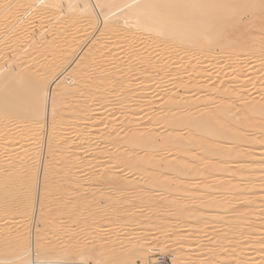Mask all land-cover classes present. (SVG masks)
<instances>
[{
  "label": "bare ground",
  "instance_id": "bare-ground-1",
  "mask_svg": "<svg viewBox=\"0 0 264 264\" xmlns=\"http://www.w3.org/2000/svg\"><path fill=\"white\" fill-rule=\"evenodd\" d=\"M34 16L44 26L27 32ZM0 34V251L12 243L13 264H88L82 246L48 242V207L67 210L69 225H86L87 236L110 222L86 217L123 216L135 201L134 226L151 225L172 204L164 227L182 215L177 231L197 237L213 233V218L229 226L224 208L233 199L257 194L239 224L264 211V0H0ZM21 131L27 139L10 143ZM151 198L159 202L153 214L137 216ZM8 208L21 214L13 232L1 225ZM34 213L43 223L27 227ZM263 227L251 242H261ZM131 243L123 252L133 264L166 253ZM5 258L0 264L12 263ZM183 259L173 254L174 264Z\"/></svg>",
  "mask_w": 264,
  "mask_h": 264
},
{
  "label": "rangeland",
  "instance_id": "rangeland-1",
  "mask_svg": "<svg viewBox=\"0 0 264 264\" xmlns=\"http://www.w3.org/2000/svg\"><path fill=\"white\" fill-rule=\"evenodd\" d=\"M35 11L34 12L31 11V13L34 15L35 14L37 15V12H35ZM14 12L18 13V12H21V10L20 11L15 10ZM31 13H30V15H31ZM28 18H29V16H28ZM26 20H27V18H26ZM32 20H35L34 24L31 23L32 26L29 24L28 25L29 29L27 28L26 31L27 32L28 31L30 32L31 30H32L31 32L39 31L42 28L43 24L40 25L41 23L39 22V20H37L36 17L33 18ZM37 24L41 28L40 27L36 28L38 26ZM29 26H31L32 28ZM33 26H35V27H33ZM35 29H38V30H35ZM26 31H25V33H26ZM91 34H92L91 38H93L96 36L97 31H94V34L93 33H91ZM2 35L5 36L4 33ZM2 35L0 34L1 39H2V37L4 38V36H2ZM87 44H88L87 42L85 44H83V47L80 49L79 54H82L84 52V49H86L85 46L87 47ZM82 50H83V52H82ZM0 51H1V49H0ZM8 52H10L9 55L14 53V52H11V50H8ZM75 60L76 59H74L71 63H73ZM250 64H253V63H250ZM72 65H71V67H72ZM254 75L258 76V75H260V73L258 72V73H255ZM248 78H250V76H248ZM153 106H155V105H153ZM143 115H144V113H143ZM145 117H146V115H145ZM116 118H117V115H116L115 119ZM118 121H119V123H118ZM121 121L123 123L125 122V120L119 119V117H118L116 124L118 123L119 125H121L122 124ZM120 122H121V124H120ZM25 133H26L25 131H21V132H18L16 134V136H15V134H13V136H12L13 138H11L12 142L10 141V143H14V141L17 143V142L22 141V139L23 140L27 139L26 138L27 135H25ZM45 133L46 134H41V136H43V135L47 136L48 132H45ZM1 134L3 135V133H1ZM18 134L21 137H23L22 135H25V136L23 138H21ZM28 137H30V136H28ZM13 139H14V141H13ZM15 139L16 140L18 139V141H16ZM96 147L97 146H95L94 149ZM12 148H14V147H12ZM98 148H97V150L95 149V153H93V155L97 154L96 153L97 151L99 152ZM94 149L92 148L90 150L94 151ZM23 150L24 149H20V151L19 150L18 151H19V153H21ZM91 151H89V154ZM43 153H44V150H43ZM91 154H92V152H91ZM91 154L87 158L95 157V156H92ZM109 158H111V157H109ZM108 160H110L109 161V164H110L112 159H108ZM97 168L98 167H96V169ZM124 174H125V172H124ZM65 190L66 189L61 190V191L65 192ZM58 192L57 193L55 192L56 194L53 193L54 195L52 194V198H53V196H54V198H57L59 195H61L62 192H60V190ZM220 194L222 195L223 193H220ZM250 194L251 193L245 195L248 197L246 199H243L244 202L242 200L241 201L234 200V199H233L234 201L231 200V202L229 203L230 205L228 204V206L224 208V210L226 211V215L229 216L228 219H230L229 223L231 225L228 223L229 224L228 227L226 225L223 227L224 229L220 228L218 226L216 220L213 218V222H212V224H210V227H209V232H213V233H211L209 236H206V237L194 236V234L193 235L190 234L192 232H190L188 230L182 231V232L177 231L176 224L178 223V221L179 222L183 221L185 218V216H182V215L179 216L180 218H178V220H176L177 221L176 223H175V221H173V223H171V228L164 227L165 222H167L169 219L170 212L173 210L174 206H172V204L171 205L166 204L165 206H163L162 209L165 208V210L164 211L162 210L159 212L158 216H156L157 217L156 222L152 223L151 225L150 224L147 225V223H140V224H136V226H134L135 224H134L133 218L130 219V217H129L131 212H132V210H131L132 207H130L131 208L130 212H128V210H126L123 213V216H122V214H120V215H117L118 217L116 216V218H113V219H111L108 216L109 218H106L105 221L99 220L98 218L86 217L85 220H90L89 223H92V224H98L99 225L103 222H105L106 224L108 222H110L109 225H106L107 230L102 231V232L99 231L95 234H91L92 236L91 235L87 236L84 234V229L86 228V225H85L84 229L83 228L77 229L78 226L69 225V221H68L69 217L68 216L70 213H68L67 210L60 211L61 215L60 214L58 215L57 212L55 210H53L54 207H53V209H52V207H48L47 209H45V211H47V213H50V215L48 214V216H50V218L47 219V221H45L46 219H44L43 222L44 223L46 222L44 228L53 229V230H49V231H51V234H49V236L51 235L50 236L51 238L48 239V242L54 240L53 242L59 246H72V245H75L77 247L82 246L80 249L85 248V251H87V255L85 257H86V261L88 264H133L132 258L130 256H129V258L126 257V253H125L126 251L123 252L124 249L126 250V248L129 247V243H131V242H133V244L140 243V242H144V243L148 242V245H151V246L162 245L161 247H166V253L165 254H163L162 252H160V253H149L147 256V264H153V262L155 260H157L158 264H174L173 254H175L178 251L180 252V254H182V257H184V259L182 261L184 264H241V263L242 264H249L251 261H252L251 262L252 264H257L258 261L261 260V262H263V260H264V256L261 253H258V252L255 253V249L264 248V244H262L264 242V233H262L260 236L258 235V240L261 241L260 243L256 244L254 242L256 244L255 245L253 242H251V240L252 241L254 240V237L252 238V236H254L256 234L257 230L259 229L258 228L259 225L264 226V222H263L264 221V211L261 210L263 216L261 214V211H260V213L258 212L259 213L258 215L261 214L259 216L261 218L260 220L262 221V219H263L262 222L258 219L262 224H260V222L256 219L258 217V215L257 216L251 215V216H256V217H253V221H251V223H249V224H244V223H243V225L239 224V222L242 223L241 218H239V217L240 216H248V214H250V212H252V210H253L252 208H250L248 206V204L246 205V203H247V201L249 202L251 199H253L252 196H254V195L257 196V194H251V195ZM216 195H217V193L215 194V196ZM120 196L122 198L123 197L127 198L126 196H128V194L127 193H124V194L121 193ZM215 196L212 198H214L213 202H215V204H217L219 202V201L217 202V200H220L221 196L219 195V197H218V195H217L218 198ZM231 197L235 198V193L232 194ZM66 201H68V200L66 199ZM63 203L65 204V201ZM158 203L159 202H154L153 198H151V201L148 205L147 211H145L141 215H137V216H143L145 218L147 214L150 215L152 212H154L153 208H155L158 205ZM212 203H211V205H212ZM263 203H264L263 201L260 202V204H262V206H263ZM136 204H137V202L135 201V203L133 204L134 208H136ZM257 204H259V203H257ZM75 206L73 207V208H75L73 211L78 209L77 205H75ZM149 206H150V208H149ZM204 207L201 210H199L200 215L203 214V217L205 216V214L208 210V207H206V206H204ZM134 208H133V210L135 211ZM262 209H264V206ZM76 211H75V213H77ZM200 211H202V212H200ZM12 212H14L13 208H8L7 210H5V212H4L5 217H3L4 219L1 222L2 226H10L11 232H13V230H15L16 228L19 229L18 228L19 225H20V227L22 225L21 221H20L21 219H19V216H21V214L19 215L20 212L17 210L16 214H14L16 219L12 217V215H11ZM147 212H149V213H147ZM168 212H169V214H168ZM73 213L74 212H72L71 214H73ZM199 213L197 214L199 219H198V221L196 220V222H198V223H200V220L203 218L199 215ZM233 214H234V216H232ZM33 215H32L31 220L28 221L27 227L29 226L31 228V227H33V225L36 226V223L39 224L41 222L40 219L38 221V215L36 213H34ZM124 216H126V217L124 218ZM87 218H89V219H87ZM196 219H197V217H196ZM120 220H121V222H119ZM19 221H20V223L17 224ZM162 221H163V223H162ZM43 222H41V224ZM47 222H48V224H47ZM118 222L120 223V225L118 224ZM110 224H111V226H110ZM144 225H146V226H144ZM235 225L238 228L236 229L235 233L231 234L230 228H232ZM111 227H112V229H111ZM218 228L223 229V230H219ZM227 228H228V230H227ZM27 230H29V229H27ZM263 230H264V227H263ZM168 231H169V233H168ZM165 232H167V233L165 234ZM254 232H255V234H254ZM261 232H264V231H261ZM163 234L167 235V237L164 238ZM128 235H130V237L131 238L133 237V238L131 240L129 239L130 237H128L126 239V236H128ZM162 235H163V237H162ZM214 235H216V236H214ZM118 237L122 238V240H121L122 243L118 242V241L117 242L113 241V242H115V243L111 242V243H113V245L108 244V243H110L111 240L117 239ZM229 237H231V238H229ZM35 238L38 239L37 237H35ZM36 239H34V238L30 239L29 238V243L30 242L33 243L34 241H36ZM99 240H101L102 242L104 241L103 242L104 244L103 243L100 244L101 242ZM129 241H131V242H129ZM83 242H85V243H83ZM127 242H129V243H127ZM133 244L131 243V245H133ZM2 247H3V250H2L3 252L0 251V253H1L0 256H4V258L5 257L7 258L9 256L7 259L5 258L6 261H9L10 263L12 262L11 264H13V262H15V260L16 261L18 260V258H19L18 250L16 249V247L12 243H8L7 245H4ZM249 247H252V248H249ZM98 249H99V251H98ZM120 250H122V251H120ZM246 250H247V252L249 251L250 254L249 253H247V254L249 255L250 258L247 257L248 255L245 257L246 253H244V252H246ZM250 250H251V252H250ZM97 251H98V253H97ZM117 251L119 253H121V252L125 253V256H123L122 254H119ZM252 251H254V252H252ZM107 253H109L108 254L109 257L112 256L113 258H108L110 260L107 259L108 261L105 260L103 262L101 259ZM114 253H116V254H114ZM252 253H254V254H252ZM118 254L122 255V257L119 256ZM255 254H256V256H255ZM259 254H261V255H259ZM114 255L119 256V257L117 256V258H118L117 260L114 259L115 258ZM239 256H242V257H239ZM120 257H121V260H120ZM124 257H125V259H122ZM214 257H215V259H214ZM251 257H252V259H251ZM222 260H224V261L226 260V261L222 262ZM228 260H229V262H228ZM253 260L255 261V263ZM136 261H137V263L141 262L139 259L138 260L136 259ZM9 262H7V263H9ZM3 263L6 264V262H3Z\"/></svg>",
  "mask_w": 264,
  "mask_h": 264
}]
</instances>
